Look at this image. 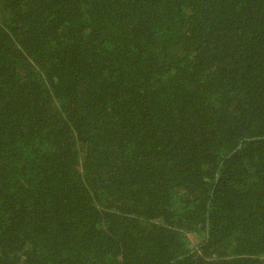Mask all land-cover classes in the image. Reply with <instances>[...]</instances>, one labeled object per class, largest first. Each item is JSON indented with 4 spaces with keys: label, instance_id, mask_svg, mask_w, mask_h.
<instances>
[{
    "label": "trees",
    "instance_id": "16d2710c",
    "mask_svg": "<svg viewBox=\"0 0 264 264\" xmlns=\"http://www.w3.org/2000/svg\"><path fill=\"white\" fill-rule=\"evenodd\" d=\"M0 264H264V0H0Z\"/></svg>",
    "mask_w": 264,
    "mask_h": 264
}]
</instances>
